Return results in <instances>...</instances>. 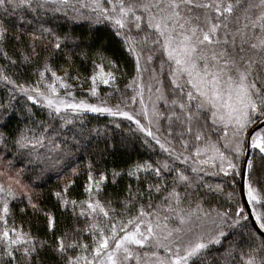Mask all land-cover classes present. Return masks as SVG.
I'll return each instance as SVG.
<instances>
[{
	"label": "snow or ice",
	"instance_id": "obj_1",
	"mask_svg": "<svg viewBox=\"0 0 264 264\" xmlns=\"http://www.w3.org/2000/svg\"><path fill=\"white\" fill-rule=\"evenodd\" d=\"M0 56V127L21 99L33 122L0 132V264H264V0H0ZM88 113L159 149L112 172L136 182L123 195L91 162L73 167ZM64 169L86 173V198L74 180L51 192L71 219L58 231L37 185ZM18 204L44 217L45 238L17 223Z\"/></svg>",
	"mask_w": 264,
	"mask_h": 264
},
{
	"label": "trees",
	"instance_id": "obj_2",
	"mask_svg": "<svg viewBox=\"0 0 264 264\" xmlns=\"http://www.w3.org/2000/svg\"><path fill=\"white\" fill-rule=\"evenodd\" d=\"M71 30V25L63 27L64 32ZM81 33H86L85 28H76L75 34L80 35ZM24 47V45L17 44L15 41H9L5 45V51H7L8 56L12 57L14 60H19L18 49ZM109 55H113L109 52ZM116 55L121 57L120 63L122 66L130 71V61L124 56L122 52L116 53ZM113 55V58H116ZM7 60L0 56V65H7ZM77 66L79 72L82 76H87L90 74V65L82 64L77 61ZM11 74V73H9ZM127 80L120 81V86ZM85 88L89 87L88 84L84 85ZM109 91L106 86H101V93ZM77 92L80 94L79 89ZM6 96V92L3 91V85L0 84V99ZM94 101V100H93ZM30 103V102H29ZM24 104L23 99L20 101V105H17L16 114L12 116L11 119L7 121L5 127H0V132L13 133L17 130L18 126H23L24 124L31 125L33 122L31 120L25 121V112L22 110ZM33 112L38 120H46V113H41L36 108H33ZM111 118L106 115H99L94 113H88L83 117L76 119L75 128L83 131L86 140H88L89 146L85 150H81L77 153L78 159L73 167L78 170L83 171L85 165L89 162L93 165L94 173L104 172L108 175L109 180L105 186V193H110L112 195H123L126 184H132L135 187V181L130 180L127 176L117 177L115 183L112 182V172H119L122 169H127L130 165L143 162V161H153L157 158H162L158 156L159 149L156 153L150 149L143 147L140 141L136 137L128 139L127 126L125 125L123 130L114 128L109 124ZM3 121L0 120V123ZM96 130H99L97 133ZM63 135L69 136L71 133L66 132ZM79 139V137H76ZM68 169H64L57 176L54 171L48 170L45 172L43 179L37 185V191L43 193L41 199L44 201V205L51 209L58 218V231L60 228L70 227L71 219L68 213H63L56 207L55 198L51 196V192L58 189V185L64 183L67 180H74L75 185L70 189L71 195L77 200L85 199L84 194V183L86 173L77 177L70 176L68 174ZM210 179V182H219L217 178H206ZM231 189L226 188L225 191H230ZM221 203L224 202V197H219ZM23 204L14 205V210L16 211V221L17 223H23L25 225V230L31 229L34 235H39L42 238L46 236V229L44 227V217L42 215H33L29 212L26 216L19 215V208L23 207ZM119 207V205H117ZM85 241L89 240L87 235L83 236ZM49 264H54L51 257H48Z\"/></svg>",
	"mask_w": 264,
	"mask_h": 264
},
{
	"label": "rangeland",
	"instance_id": "obj_3",
	"mask_svg": "<svg viewBox=\"0 0 264 264\" xmlns=\"http://www.w3.org/2000/svg\"><path fill=\"white\" fill-rule=\"evenodd\" d=\"M79 94V93H78ZM92 102H95V101H92Z\"/></svg>",
	"mask_w": 264,
	"mask_h": 264
}]
</instances>
